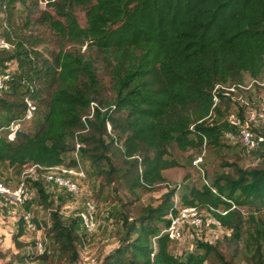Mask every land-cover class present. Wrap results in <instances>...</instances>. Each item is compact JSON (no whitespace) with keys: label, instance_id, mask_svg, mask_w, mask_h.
Here are the masks:
<instances>
[{"label":"trees","instance_id":"trees-1","mask_svg":"<svg viewBox=\"0 0 264 264\" xmlns=\"http://www.w3.org/2000/svg\"><path fill=\"white\" fill-rule=\"evenodd\" d=\"M13 4L14 0H0V12H5L0 16V32L9 42ZM45 5L36 20L72 42L92 46L111 75L114 96L110 100L96 97L97 86L89 76L95 71L93 63L87 66L89 62L81 54L60 47L48 61L20 42L15 51L0 48V69L13 58L18 63L6 79L11 99H0V128L24 115L27 98L35 103L31 129L19 128L13 141L4 133L0 135V164L12 173L19 175L31 163L44 167L74 163L68 153L78 139L81 157L89 155L107 181L118 177L135 193L157 190L158 183L167 181L164 170L183 166L169 150L172 143L180 150L200 148L204 140L207 146L243 147L239 142H226L222 131L227 126L209 123L205 116L212 106L216 82L237 81L262 72L264 0H47ZM76 6L85 10V25L78 22ZM42 75L49 80L45 96L40 95L42 89H28L23 82L24 78L39 80ZM219 95L221 101L224 96ZM92 100L106 108L95 107L93 117L87 118L88 128L83 130L81 116L88 112ZM215 114L216 110L210 119ZM103 161L107 165L100 168ZM234 172L217 174L211 180L217 192L206 184L176 183L166 187L155 203H145L136 217L125 214L120 243L104 254L99 264H204L211 256L218 264H231L206 242L200 243L198 251L173 252L176 240L162 229L169 214L177 211L176 195L180 204L213 213L222 227L230 230L233 242L239 241L243 229L240 250L250 264H264V160L251 168L236 165ZM0 180L14 181L9 174H1ZM27 180L41 193L37 202L48 206L44 181L40 177ZM34 201L27 200L25 208L30 209ZM241 206L252 211L245 213ZM259 211L263 215H257ZM50 215L49 222L44 221L45 236L62 253L75 254L79 236L62 223L58 213ZM33 221L36 229L40 227L34 213ZM18 222L12 239L22 248L27 242L20 236L26 229L21 217ZM35 240L31 242L34 247ZM45 256V250L41 254L19 251L17 264Z\"/></svg>","mask_w":264,"mask_h":264},{"label":"rangeland","instance_id":"rangeland-1","mask_svg":"<svg viewBox=\"0 0 264 264\" xmlns=\"http://www.w3.org/2000/svg\"><path fill=\"white\" fill-rule=\"evenodd\" d=\"M47 8L43 1L37 0H14L11 8V16L9 23L10 45L8 49L16 50L17 42L25 45L27 49L37 51V55H41L48 61L53 60L54 53L58 48L63 47L73 51L75 54H81L89 62L92 61L94 70L89 72V76L94 77V84L98 91L96 97L98 99L105 98L110 100L114 96L113 80L108 70L104 67L100 54L92 47L85 43H76L67 38L57 34L46 23L39 22L36 18L39 17L41 10ZM75 13L80 25H85L86 16L83 7L76 6ZM5 12H0V16H4ZM29 19L27 23L26 20ZM2 30V27L0 26ZM5 31H3L4 33ZM5 35V34H4ZM34 55V52H31ZM36 58V57H35ZM100 58V59H99ZM40 65V62H36ZM17 59L13 58L7 61L6 66H1L0 73L7 72L11 76L17 69ZM42 70V69H41ZM87 79L86 74L83 75ZM247 77V75H245ZM264 78V67L262 72L258 75ZM39 80L24 78L23 82L28 89L38 88L42 89L40 95L45 96L50 90L47 85L49 80L46 77L40 76ZM6 82L5 87L0 89V99L10 100L11 96L10 86ZM48 91V92H47ZM26 100H30L27 98ZM27 102V101H26ZM32 102V101H31ZM35 104L34 102H32ZM244 116L254 114L251 128L253 130L254 144L252 146L239 145L231 147L227 146H207L201 162V168L204 171V176L210 183L211 180L220 173L235 174V166L242 168H251L262 163L264 160V117L259 116L260 111H264V86H255L250 91H239L233 96L223 97L216 107V114L213 118H207L209 123L218 122L229 125L227 121V113L230 110L240 112ZM44 109V107L42 108ZM31 118L21 121L22 128H32ZM4 129H0V135H3ZM259 137H262L259 139ZM75 142V141H74ZM240 144V143H239ZM83 145V144H82ZM171 153L178 158L183 166H177L164 170V175L167 181L158 183L157 190L139 189L133 193L127 190L115 177L113 181H107L105 175L96 166L93 159L89 155H82L83 165L86 171V179L83 182L82 190L76 193H69L64 189L58 188L51 183H42L43 192L48 194V206L41 205L37 199L41 195L38 187L30 181L32 187L31 200L36 201L30 204V209L36 216L40 223L36 231H25L21 240L26 243L22 248L16 247L12 235L18 229V219L21 214V208L18 206H11V211H7V207L0 205V264L9 263L17 264V253L21 252H36L32 240L39 237L42 239L45 247V257H41L40 261L44 264H99L104 254L112 250L118 243H120L121 235L124 228L122 221L125 214L136 217L140 208L149 202H156L157 198L167 191L174 184H194L198 187L203 185L202 171L195 166L192 159L195 155L200 153V148H189L187 150H180L172 143L169 146ZM71 156V152L68 153ZM191 160V161H190ZM105 161L101 162V166H106ZM9 174L16 181L19 175L12 173L11 169L6 168L5 165L0 164V175ZM188 174L186 179L183 178ZM170 184V185H168ZM139 198L136 199V195ZM180 194V191H179ZM87 199H92L96 204V227L92 231H86L78 218V212L84 207V202ZM25 208V206H24ZM243 211H252L248 206H241ZM203 216H206L207 211L200 209ZM264 210V209H263ZM56 212L60 220L66 226H71L75 234L79 236L75 242L74 253H62L57 245L53 244L44 234V221L49 222L50 213ZM76 213V215H73ZM263 215V211L256 213ZM182 238L173 243V252L175 254L183 255L187 251H198L201 242L210 243L219 251L225 260L231 264H250L246 254L242 248V236L239 241L233 242L230 238V230L221 226L203 223L201 227L184 225ZM204 264H218V260L213 256L207 259Z\"/></svg>","mask_w":264,"mask_h":264},{"label":"built area","instance_id":"built-area-1","mask_svg":"<svg viewBox=\"0 0 264 264\" xmlns=\"http://www.w3.org/2000/svg\"><path fill=\"white\" fill-rule=\"evenodd\" d=\"M43 1L44 4L47 0ZM10 42L7 38L0 32V48H9ZM8 73H0V89L5 87L6 79H8ZM255 86H264V78L259 76H244L243 79L231 82L218 81L214 84L212 88V106L209 113L205 118H210L215 113V109L220 103L221 93L224 97L233 96L239 91H250ZM28 107L26 112L22 117L13 119L7 126H4V135L8 140H15L16 133L19 128H22L21 121L29 119L33 116L34 104L27 100ZM95 107H98L101 111L105 110L106 107L101 106L96 100L90 102L89 110L87 113L82 114L81 119L84 123V129L88 128L87 118H92L94 115ZM259 116L264 117V111L259 112ZM254 114L250 116H241L239 111L230 110L227 113V121L229 125L222 131V136L226 142L236 143L239 142L242 146H252L254 144L253 130L251 128V122H253ZM201 121V120H199ZM107 130L111 131L109 121L106 122ZM193 127V123L190 128ZM262 137H259L261 139ZM206 141L204 140L200 146V153L195 155L192 162L195 166L199 167L202 171L203 184L209 185L213 192H217L216 188L207 181L204 176V171L201 168V162L203 161V156L206 148ZM81 143L78 139H75V147L71 152V156L74 158V163L72 164H57L48 167H44L39 163H31L21 170L19 177L16 181L6 183L0 180V205L7 207V211H11V206L20 207L21 217L26 231H36V225L33 221V212L31 209L24 208V203L31 198L32 187L30 185V180L41 178L45 183H51L58 188L64 189L69 193H76L81 191L83 180L86 176V171L83 165L82 158L79 153V148ZM137 160H140V156H136ZM141 170V166H139ZM222 198L227 199L224 195ZM229 200V199H228ZM175 206L177 211L169 214V221L166 226L162 229L170 238L178 240L183 236L184 225L201 227L203 223L212 224L215 226H221L220 221L211 213L207 211L206 216H203L201 210L195 205H183L179 202V197L175 196ZM235 204L232 202V206ZM96 204L92 199H87L84 202L83 209L78 212V218L85 228L86 231H92L96 227ZM217 211L225 213L226 210L218 208ZM73 215H76L74 213ZM35 249L37 254L44 252L45 247L41 238H35ZM25 264H44L39 258H34L27 261Z\"/></svg>","mask_w":264,"mask_h":264}]
</instances>
